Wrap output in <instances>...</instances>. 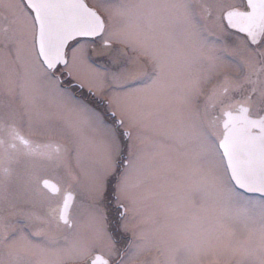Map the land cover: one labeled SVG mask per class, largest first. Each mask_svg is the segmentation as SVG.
Here are the masks:
<instances>
[{"label":"snow or ice","instance_id":"obj_1","mask_svg":"<svg viewBox=\"0 0 264 264\" xmlns=\"http://www.w3.org/2000/svg\"><path fill=\"white\" fill-rule=\"evenodd\" d=\"M0 264H264V0H0Z\"/></svg>","mask_w":264,"mask_h":264}]
</instances>
